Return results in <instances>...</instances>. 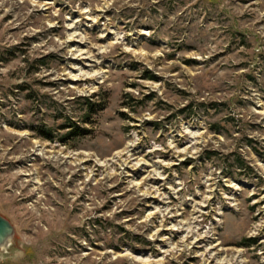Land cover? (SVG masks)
Masks as SVG:
<instances>
[{
  "label": "rangeland",
  "instance_id": "1",
  "mask_svg": "<svg viewBox=\"0 0 264 264\" xmlns=\"http://www.w3.org/2000/svg\"><path fill=\"white\" fill-rule=\"evenodd\" d=\"M0 215V264H264V0H0Z\"/></svg>",
  "mask_w": 264,
  "mask_h": 264
},
{
  "label": "water",
  "instance_id": "2",
  "mask_svg": "<svg viewBox=\"0 0 264 264\" xmlns=\"http://www.w3.org/2000/svg\"><path fill=\"white\" fill-rule=\"evenodd\" d=\"M13 227L8 220L0 215V247H3L13 235Z\"/></svg>",
  "mask_w": 264,
  "mask_h": 264
},
{
  "label": "trees",
  "instance_id": "3",
  "mask_svg": "<svg viewBox=\"0 0 264 264\" xmlns=\"http://www.w3.org/2000/svg\"><path fill=\"white\" fill-rule=\"evenodd\" d=\"M88 106H89V114H93V112H96V105L95 104H92V103H88ZM77 131L80 133L81 136H84V131L82 129H77ZM45 138H48V139H51L52 137L50 135H47V134H44L43 135Z\"/></svg>",
  "mask_w": 264,
  "mask_h": 264
}]
</instances>
